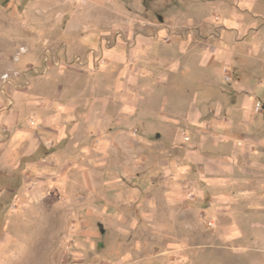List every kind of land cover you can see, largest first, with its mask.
I'll return each mask as SVG.
<instances>
[{
  "label": "rangeland",
  "instance_id": "obj_1",
  "mask_svg": "<svg viewBox=\"0 0 264 264\" xmlns=\"http://www.w3.org/2000/svg\"><path fill=\"white\" fill-rule=\"evenodd\" d=\"M235 5L0 0V264H264V239L249 240L251 253H231L180 177L182 147L202 128L186 117L196 106L210 119L233 100L229 73H264L228 58L233 20L264 28V0L255 13H233ZM139 26L179 49L201 48L202 73H221L219 86L207 76L209 87L186 95L187 109L172 89L160 118L148 102L136 110L133 91L117 94L115 73L95 72L109 65L103 44ZM69 54L90 73H55Z\"/></svg>",
  "mask_w": 264,
  "mask_h": 264
},
{
  "label": "crops",
  "instance_id": "obj_2",
  "mask_svg": "<svg viewBox=\"0 0 264 264\" xmlns=\"http://www.w3.org/2000/svg\"><path fill=\"white\" fill-rule=\"evenodd\" d=\"M234 1L233 13L258 12L257 0ZM233 23L234 35L230 38L235 44L228 50L229 62L242 56L264 66V28L241 19ZM138 28L130 27L128 31H136L111 47L103 44V56L109 65L95 72L115 73L123 85V91L117 94L123 97L133 91L136 97L131 104L136 110L148 102L150 114L160 118L157 107L171 106L172 89L179 88L185 95L182 107L187 109L186 95L199 94L209 87L207 76L214 78V86H219L216 74L221 73H202L207 59L201 48L179 49L144 33L142 26ZM81 47L84 51L86 45ZM72 56L69 54L68 64L55 73H90ZM229 74L233 77V100L227 105L217 104L216 115L210 119L203 118L196 106L193 115L186 117L188 124L202 128L192 129L191 142L182 147L180 177L199 194L197 210L211 222L217 236L234 244L227 246L231 253L246 254L257 246L248 244L250 239H264V73ZM142 94L148 95L146 101ZM258 102H262L261 109ZM205 126L211 127L210 133H204ZM156 137L161 138V134Z\"/></svg>",
  "mask_w": 264,
  "mask_h": 264
},
{
  "label": "built area",
  "instance_id": "obj_3",
  "mask_svg": "<svg viewBox=\"0 0 264 264\" xmlns=\"http://www.w3.org/2000/svg\"><path fill=\"white\" fill-rule=\"evenodd\" d=\"M261 107H262V104L258 103V109H261Z\"/></svg>",
  "mask_w": 264,
  "mask_h": 264
},
{
  "label": "water",
  "instance_id": "obj_4",
  "mask_svg": "<svg viewBox=\"0 0 264 264\" xmlns=\"http://www.w3.org/2000/svg\"><path fill=\"white\" fill-rule=\"evenodd\" d=\"M102 231L104 232V230L102 229Z\"/></svg>",
  "mask_w": 264,
  "mask_h": 264
}]
</instances>
